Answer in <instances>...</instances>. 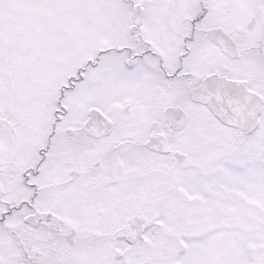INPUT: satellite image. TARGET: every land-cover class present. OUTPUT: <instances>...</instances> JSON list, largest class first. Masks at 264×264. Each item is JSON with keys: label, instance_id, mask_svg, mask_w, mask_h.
I'll use <instances>...</instances> for the list:
<instances>
[{"label": "snow or ice", "instance_id": "6c2138e0", "mask_svg": "<svg viewBox=\"0 0 264 264\" xmlns=\"http://www.w3.org/2000/svg\"><path fill=\"white\" fill-rule=\"evenodd\" d=\"M0 264H264V0H0Z\"/></svg>", "mask_w": 264, "mask_h": 264}]
</instances>
